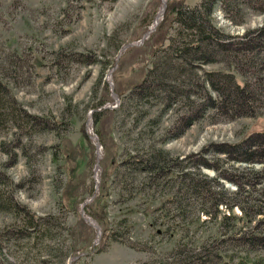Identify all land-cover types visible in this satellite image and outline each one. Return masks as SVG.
<instances>
[{
    "label": "rangeland",
    "instance_id": "374dc122",
    "mask_svg": "<svg viewBox=\"0 0 264 264\" xmlns=\"http://www.w3.org/2000/svg\"><path fill=\"white\" fill-rule=\"evenodd\" d=\"M180 1L194 6L201 0H166L160 22L169 3ZM253 1L264 6V0ZM164 2L0 0V78L32 120L26 118L23 129L0 124V189L36 219L29 230L25 210L0 211V264H180L174 256L180 248L199 250L210 242L221 250L222 260L215 264H264V250H250L238 239L264 217L251 220L244 210L264 206V162L239 161L233 149L264 132V106L233 120L208 116L166 142L160 141L173 125L174 112L156 116L158 126L150 125V116L136 121L147 104L134 109L128 94L163 57L160 49L169 40L148 38L123 48L148 32ZM241 9L245 22L238 24L219 2L214 21L234 35L264 24V13L247 5ZM177 25L172 23L169 32ZM105 108L110 111L97 123L95 113ZM161 108H153L152 117ZM152 142L178 158L176 181L148 188L140 177L127 185L137 187L128 199L116 166L129 149ZM189 176L209 191L172 201ZM99 196L104 202L96 200ZM89 199L85 216L100 225V236L82 214ZM224 213L246 218L222 222ZM107 228L119 230L123 241L104 235Z\"/></svg>",
    "mask_w": 264,
    "mask_h": 264
},
{
    "label": "trees",
    "instance_id": "16d2710c",
    "mask_svg": "<svg viewBox=\"0 0 264 264\" xmlns=\"http://www.w3.org/2000/svg\"><path fill=\"white\" fill-rule=\"evenodd\" d=\"M219 2L222 3L227 16L238 24L245 22V14H242L241 9L243 5L264 13V6L257 7L253 0L247 4L238 0H201L194 6L186 5L184 1L171 2L165 21L160 22L156 31L151 32L148 37L152 41L165 37L169 43L160 49L163 57H158L153 62L143 82L134 87L128 98L135 100L134 109L141 103L147 104V109L138 115L137 122L150 116V125L158 126L159 118L156 116L169 111L174 112L176 117L173 125L165 131L160 142L181 137L194 124L208 116L214 117V120L218 118L233 120L255 115L257 109L264 106V24L242 35L227 33L214 21ZM174 22L178 25L173 27L174 33H171L169 28ZM213 64H222L223 68L212 70L206 68ZM8 77L15 79V75ZM156 106L162 108L152 117L151 110ZM108 111L110 110L105 108L96 112V122L98 123L101 115ZM25 112L19 106L9 84L0 78V124L11 122V126L23 129L25 126L22 123L26 118L32 123L30 115ZM154 133L155 131L152 136ZM157 142L159 143V139ZM157 142H152L145 149L139 147L129 149L116 166L115 172L118 173L122 185L120 189L123 194H129L128 199L136 195L137 187L127 185L133 184L140 177L142 178L140 182L148 188L161 187L168 180L176 181L174 172L181 163L170 151L159 147ZM233 149L239 161L264 162V132L247 136ZM12 183L11 180L8 181L9 186H12ZM2 191L0 189V211L8 208L21 213L25 210L28 214L24 218L26 228L33 229L35 216L29 213L15 196H6ZM208 191L203 183L189 176L185 185L182 183V186L177 187L171 200L177 202L178 196L205 194ZM96 200L104 202L102 196ZM244 210L247 216H253L251 220L264 215V206L261 205L256 211ZM251 212L253 213L250 214ZM244 216L236 217L224 213L222 222L232 218L238 223L237 221L246 218ZM125 220L122 219L121 223ZM257 220L258 222L250 229H243L242 236L238 238L250 250H264V227H261L264 224V217ZM99 221L102 223V218H99ZM103 234H109L114 241H120L122 235L119 230L111 228H107ZM131 246L135 247L133 244ZM220 252L217 242H210L201 245L199 250L180 248L174 256L180 264H215V261L222 260Z\"/></svg>",
    "mask_w": 264,
    "mask_h": 264
},
{
    "label": "water",
    "instance_id": "95a60500",
    "mask_svg": "<svg viewBox=\"0 0 264 264\" xmlns=\"http://www.w3.org/2000/svg\"><path fill=\"white\" fill-rule=\"evenodd\" d=\"M165 4V3H164ZM164 8H165V5H164V7L162 8V13H163V11H164ZM154 22H156L155 24H154V26L153 27H151L149 30H148V32L139 40V42L138 43H130V44H127V45H125L124 46V48L123 49H125V48H128V47H131V46H135V45H141L149 36H150V34H151V32H153L155 29H156V27H157V25L159 24V20H158V18H156V21H154ZM114 99L115 100H118L117 99V94H114ZM96 140L95 141H97L98 140V138H95ZM97 146H98V151H100V148H101V142L98 140L97 142ZM99 155V157H98V160L100 159V154H98ZM90 201V199L89 200H87V201H85L83 204H82V214H83V216H84V218H86L89 222H91L97 229H98V234H99V236L102 234V229H101V227H100V225L96 222V220H94V219H91V218H89V217H86L85 216V209H84V207H85V205L88 203Z\"/></svg>",
    "mask_w": 264,
    "mask_h": 264
},
{
    "label": "bare ground",
    "instance_id": "6f19581e",
    "mask_svg": "<svg viewBox=\"0 0 264 264\" xmlns=\"http://www.w3.org/2000/svg\"><path fill=\"white\" fill-rule=\"evenodd\" d=\"M164 3H166V0H165ZM164 5H165V4H164ZM163 14H164V13H163ZM161 16H162V10H161V12H160V14H159V16H158V20H159V21L161 20ZM155 23H156V22H154L153 25H152L151 27H153Z\"/></svg>",
    "mask_w": 264,
    "mask_h": 264
}]
</instances>
